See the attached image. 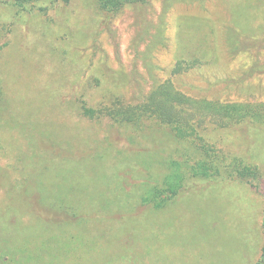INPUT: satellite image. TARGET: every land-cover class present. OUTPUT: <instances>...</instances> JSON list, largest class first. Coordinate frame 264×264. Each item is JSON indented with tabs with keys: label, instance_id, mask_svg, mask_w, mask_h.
<instances>
[{
	"label": "rangeland",
	"instance_id": "obj_1",
	"mask_svg": "<svg viewBox=\"0 0 264 264\" xmlns=\"http://www.w3.org/2000/svg\"><path fill=\"white\" fill-rule=\"evenodd\" d=\"M0 87V232L19 234L1 248H50L31 264H264V120L244 119L264 111V0H0ZM173 118L261 176L142 205L187 155Z\"/></svg>",
	"mask_w": 264,
	"mask_h": 264
},
{
	"label": "trees",
	"instance_id": "obj_2",
	"mask_svg": "<svg viewBox=\"0 0 264 264\" xmlns=\"http://www.w3.org/2000/svg\"><path fill=\"white\" fill-rule=\"evenodd\" d=\"M145 1L147 0H98V7L102 12L112 13L119 11L127 5ZM19 5H21V3H19ZM0 92H2L1 87ZM84 110L87 113H94L92 109L86 107ZM244 119L263 121L264 111L260 108H251L244 116ZM171 122V124H173L171 129L175 132L176 137L189 144L187 147V155H184L185 157L182 162L175 159H169L164 162L163 166L165 172L163 176H161L159 180L145 184L144 191L141 195L142 205L150 206L155 210L165 209L179 196L189 190V187L186 186L189 181L201 180L208 181L211 184L225 178L224 174H227V179L230 177L229 179L234 178L235 180L247 178L257 179L261 176L258 167H252L245 163L243 159L233 158L228 161L227 156L220 154L219 151L215 152L214 146L199 135L196 126L190 125L188 128L190 132L188 133L185 126L181 122H178V120L175 121V118H173ZM195 141L198 143H195ZM54 227L59 229L62 225ZM56 233L57 232H55V234ZM4 234L11 235V239L4 237ZM51 234H53V232ZM18 235L19 234L16 233L14 236L13 232H0V239H6L13 243L14 237L16 239L19 238ZM8 241L6 243H8ZM9 247L12 246L7 245V250L0 247V260L2 258L1 262L4 264H31L32 262H39L44 251L46 253L50 252V248L34 252L28 244L16 251H11ZM9 252L18 257L19 260L15 261V259L11 257L5 262L4 257H10ZM262 259L264 260V248ZM1 262L0 264H2Z\"/></svg>",
	"mask_w": 264,
	"mask_h": 264
}]
</instances>
